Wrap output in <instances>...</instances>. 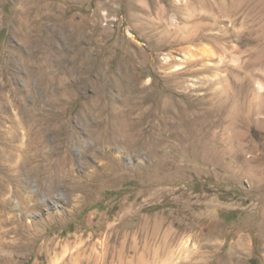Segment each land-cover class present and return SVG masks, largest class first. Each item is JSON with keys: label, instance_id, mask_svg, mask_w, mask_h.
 <instances>
[{"label": "rangeland", "instance_id": "1", "mask_svg": "<svg viewBox=\"0 0 264 264\" xmlns=\"http://www.w3.org/2000/svg\"><path fill=\"white\" fill-rule=\"evenodd\" d=\"M58 18L70 22V44ZM10 51L27 108H0V264H264V0H0V55ZM59 51L66 68L82 57L89 67L67 76L70 158L64 132L34 122L58 87L24 83ZM129 68L144 85L183 80L194 127H158L150 149L88 138L83 102L94 105L90 125L107 126ZM105 152L120 166L97 167Z\"/></svg>", "mask_w": 264, "mask_h": 264}, {"label": "bare ground", "instance_id": "2", "mask_svg": "<svg viewBox=\"0 0 264 264\" xmlns=\"http://www.w3.org/2000/svg\"><path fill=\"white\" fill-rule=\"evenodd\" d=\"M51 16H54V14L50 15L49 17ZM58 22V25L64 32V40L68 44H70L73 40V35L69 33L70 22L65 21L63 18H58ZM22 41L23 43H27L26 39H22ZM37 53L38 52H35L23 57H21L22 55H20L22 59V65L24 67L31 66L35 58H37ZM15 54L16 53L10 51L6 56H3V54L0 55V108H2L3 106H6L7 108L9 107V105H14L19 110L18 113L21 114L22 111L27 108V102L23 95L24 91L18 88L14 89L12 87V80L14 78V75L12 74L10 65L8 63L9 59L13 58ZM66 58L67 57L65 53L59 51L55 63H51V61L45 60L38 65L34 64L32 68H34L35 70L33 71V69L30 68L32 71L26 74V76L24 77V83L26 90L31 93L33 92L31 84L34 79H37V84L42 86L44 89L45 86L43 84L45 81L48 82L47 89L49 88V85L51 87H58L59 91L57 92V94L53 92L55 95L51 100H49L53 105V109L44 117H40L38 119L35 118L34 122L37 123L36 126L47 125L53 130L54 133L64 132L65 137L63 138V140L68 144L66 156L70 158V147L73 144V137L76 135V132L72 126V119H66L63 114L65 112L64 109H66L64 108V106L67 103V99L75 95L76 93L73 88V84L68 80L67 76L68 73H70V75L76 74L79 65L84 69V66L87 65V62L82 57L80 63H78V65H75V68L68 69L65 66ZM88 68H85L87 70L85 71L84 69L83 73H88ZM133 74L134 69L129 68L127 73L122 77V91L125 93V98L123 100V109L119 112H112V120L108 122V128L103 121L99 122V124L95 128L90 125L89 120L92 113H94V105L91 104L88 98H86L83 102L82 109L80 113H78L77 120L85 128L87 137L92 138L95 141L96 145H98L99 147H106L111 145L113 140V143L124 144L126 150H135L142 146H146L148 149H150L152 147L154 133L158 127L166 130H179L181 133L182 131H188L194 127L197 120L195 118L197 114L195 112V108L197 107V105L196 103H194V101L191 100L192 94H186L184 93V91H177L178 89L186 90L183 89L184 87H186L183 80L178 81L179 77L177 76V78L173 77L174 79L168 78L166 84L162 86L155 85L154 82L144 85L142 81H140L139 78L137 79ZM179 75L181 76L183 75V73H179ZM6 91L10 92L11 96H14L17 99L13 100L9 104L5 103L7 100L9 102L8 97H4V93ZM97 108V111L102 114L104 111V107L100 108V111L99 106H97ZM28 110L29 116L34 117L35 109L30 106V108L28 107ZM242 110L245 111V108L242 106H237L234 109L235 127H239V125L242 124L241 122H243L241 121ZM261 111L264 112V107L261 108ZM21 118H23L22 120H25L23 116ZM236 144L237 148L241 147V142L239 140L236 141ZM67 157L65 158L67 159ZM238 157L240 158V154L238 155ZM98 159L99 161L108 159V161H106L105 163L97 165V167L101 169H106L110 163L120 166V157L109 156L108 152H105L104 155L102 157H98Z\"/></svg>", "mask_w": 264, "mask_h": 264}]
</instances>
